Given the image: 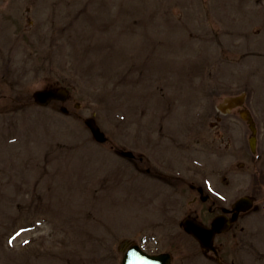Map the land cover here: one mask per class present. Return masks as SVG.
Masks as SVG:
<instances>
[{"label":"rangeland","instance_id":"obj_1","mask_svg":"<svg viewBox=\"0 0 264 264\" xmlns=\"http://www.w3.org/2000/svg\"><path fill=\"white\" fill-rule=\"evenodd\" d=\"M59 87L67 113L33 101ZM243 93L256 168L247 123H216ZM260 168L264 0H0V264H120L129 243L172 264H264ZM197 185L218 205L255 198L215 238L222 263L181 225L212 219Z\"/></svg>","mask_w":264,"mask_h":264},{"label":"water","instance_id":"obj_2","mask_svg":"<svg viewBox=\"0 0 264 264\" xmlns=\"http://www.w3.org/2000/svg\"><path fill=\"white\" fill-rule=\"evenodd\" d=\"M67 96V92L64 89L59 90H42L34 93L35 100L40 104H47L51 99L58 98L64 100ZM65 110V108H62ZM86 125L91 130L93 136L97 141L103 142L106 138L99 127L96 126L93 118H87L85 120ZM130 154V153H126ZM250 202L244 199L238 201L234 205V214L228 221H222L216 218L212 223V228H206L201 224L193 221L191 218H185L183 225L185 228L192 232V234L199 240L201 245L206 249H213L212 239L215 233L227 229V224L234 220L238 210L246 209ZM122 264H170V256L168 253H160L155 255H149L139 249L137 246L130 247L125 253Z\"/></svg>","mask_w":264,"mask_h":264},{"label":"flooded vegetation","instance_id":"obj_3","mask_svg":"<svg viewBox=\"0 0 264 264\" xmlns=\"http://www.w3.org/2000/svg\"><path fill=\"white\" fill-rule=\"evenodd\" d=\"M235 101L237 102V100H235ZM244 101H245V98L243 100V103H241L239 106H231V107L228 106V108L224 107L223 109L219 110L220 113L223 115V117H219L218 116V118H216V120H217L216 123L217 122H221L222 121V118H225V120H226L225 124L228 126L231 123H229L227 120H230L231 118L232 119H236L235 117H237V116L241 117V111L243 112L244 110H247L246 107L244 106ZM247 115H248L247 117H250V114L249 113H247ZM243 120L249 126L248 120H245V119H243ZM253 121H254V125H255V128H256V133H258L260 131V123L255 118H254ZM216 123L213 125L214 126V129H215L213 135H214V137H215L216 140L217 139L220 140L222 134H221V132H220L219 129L222 128L223 125L221 124L220 125V128H219V125L216 124ZM251 135H252V133L250 131V137H251ZM189 139H190V137L188 135L185 136V140L186 141H188ZM249 148H250V151L252 152V155L253 156L258 152V151H256V149L255 150H252L250 144H249ZM257 158H258V155H257V157L254 156V158H253L255 168L258 166V161H256ZM140 161H141V158H140ZM252 175H253V178H254V183L257 184L259 187H261L264 184V170H261L260 172H257L256 169H255L253 171ZM197 187L199 188L200 186L197 185ZM203 193H204V196L201 195V193L198 190V194H199L198 197L204 203H206V201H209L210 202V204L207 206V212L209 214H212V219L215 216L219 215V214H223V215H225V217L230 218L232 216V214H233L234 211H227V209H231L232 206H233V204H234L233 202L240 197L239 196L238 198L234 199L231 202V204L224 206V205H218V204H216V201L214 199H211L210 200V198H211L210 195L209 194L207 195L205 193L204 189H203ZM247 197H249L251 199V201H252V207L250 209H248V210H245V211H237L235 220L229 225V230L231 229V227H234L235 224H237V222L239 220H241V218L244 217L243 215H246L247 216V215H249V212L252 211L251 209L253 208V204H254L255 198H253V196H251V195L250 196H247Z\"/></svg>","mask_w":264,"mask_h":264},{"label":"bare ground","instance_id":"obj_4","mask_svg":"<svg viewBox=\"0 0 264 264\" xmlns=\"http://www.w3.org/2000/svg\"><path fill=\"white\" fill-rule=\"evenodd\" d=\"M79 168V167H78ZM80 169V168H79Z\"/></svg>","mask_w":264,"mask_h":264}]
</instances>
